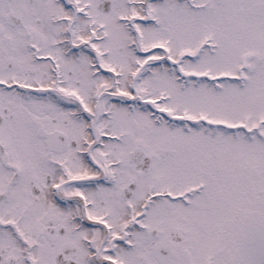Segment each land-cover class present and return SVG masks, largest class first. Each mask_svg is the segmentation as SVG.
I'll return each instance as SVG.
<instances>
[{
    "label": "snow or ice",
    "instance_id": "obj_1",
    "mask_svg": "<svg viewBox=\"0 0 264 264\" xmlns=\"http://www.w3.org/2000/svg\"><path fill=\"white\" fill-rule=\"evenodd\" d=\"M0 264H264V0H0Z\"/></svg>",
    "mask_w": 264,
    "mask_h": 264
}]
</instances>
